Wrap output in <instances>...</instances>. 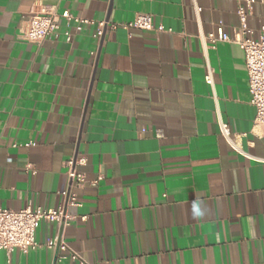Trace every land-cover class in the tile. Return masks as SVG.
I'll return each instance as SVG.
<instances>
[{"label": "crops", "instance_id": "1", "mask_svg": "<svg viewBox=\"0 0 264 264\" xmlns=\"http://www.w3.org/2000/svg\"><path fill=\"white\" fill-rule=\"evenodd\" d=\"M242 2L0 0V207L65 206L74 218L42 222V245L0 250V264H81L71 252L85 264H264V139L245 53L207 38L220 21L234 35ZM43 6L108 25L67 42L62 20L59 37L23 40ZM139 13L164 30L111 27ZM248 24L258 39L261 3ZM76 156L86 183L67 205ZM56 236L68 252L44 245Z\"/></svg>", "mask_w": 264, "mask_h": 264}, {"label": "built area", "instance_id": "2", "mask_svg": "<svg viewBox=\"0 0 264 264\" xmlns=\"http://www.w3.org/2000/svg\"><path fill=\"white\" fill-rule=\"evenodd\" d=\"M261 3L264 6V0H243L239 5L237 14L240 19V26L234 30L231 36L225 30L223 22H218L217 32L211 33L207 38L212 42L232 41L240 45L245 53L246 67L249 75L251 103L256 109L254 120V132L260 138L264 139V24L260 27L258 39L252 38L253 33L248 24V17L255 3ZM65 20L66 30L62 34L67 42H71L74 32H81L86 25H96L95 36L101 37L108 25L107 21H95L88 18L75 16L70 12L59 14L54 6H43L40 10L33 12L27 20V25L21 30V38L25 41L41 44L49 36H60L61 21ZM74 25V31L70 29ZM112 28L122 27L124 29H141L162 31V25L155 26L153 17L149 13H139L129 22L112 24ZM207 82H212L209 74L206 77ZM221 134L237 151H241L238 144V135L233 132L229 123L220 122ZM86 163V158L76 156L66 162L67 174L69 178V189L67 205H77L78 197L73 191L86 183V176L79 170V167ZM96 183V182H93ZM74 218L67 213L65 206L57 209H46L34 207L29 204L20 210L0 207V250L8 252L19 249L28 252L31 249L40 247L42 244L37 241L36 233L42 222L57 223L64 227L70 225ZM49 248L69 251L68 245L60 237H51L44 243ZM74 260H80L85 264L83 259L76 253L71 252Z\"/></svg>", "mask_w": 264, "mask_h": 264}]
</instances>
